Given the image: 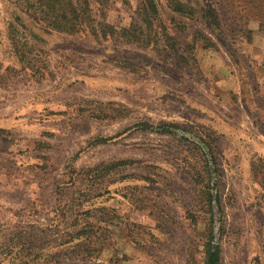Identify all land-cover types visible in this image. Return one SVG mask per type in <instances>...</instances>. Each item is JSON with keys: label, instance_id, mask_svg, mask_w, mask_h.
I'll list each match as a JSON object with an SVG mask.
<instances>
[{"label": "rangeland", "instance_id": "obj_1", "mask_svg": "<svg viewBox=\"0 0 264 264\" xmlns=\"http://www.w3.org/2000/svg\"><path fill=\"white\" fill-rule=\"evenodd\" d=\"M180 1L0 0V264H264V0Z\"/></svg>", "mask_w": 264, "mask_h": 264}, {"label": "trees", "instance_id": "obj_2", "mask_svg": "<svg viewBox=\"0 0 264 264\" xmlns=\"http://www.w3.org/2000/svg\"><path fill=\"white\" fill-rule=\"evenodd\" d=\"M81 4L76 5L73 0H38V5L41 6L43 15H45L51 25L57 30L76 32L89 27L92 33L98 36L100 29L98 28V25H93L92 23L91 10L88 8L87 2H82ZM184 6L185 5L180 0H176L175 4H172L175 12H184ZM142 11L143 24L136 20L116 30V28L110 24L101 23L103 29L100 31L104 36L108 33H119L121 37L126 38L127 40H138L144 34L143 26H150L152 23L150 21V15L157 11L153 0H145ZM210 17L213 25L216 28H219V23L214 12L210 14ZM93 231V225L88 224L83 225L80 228H74L71 235L72 237L83 241L89 239ZM213 237L211 236L206 244L204 264H220V249L217 240Z\"/></svg>", "mask_w": 264, "mask_h": 264}, {"label": "crops", "instance_id": "obj_3", "mask_svg": "<svg viewBox=\"0 0 264 264\" xmlns=\"http://www.w3.org/2000/svg\"><path fill=\"white\" fill-rule=\"evenodd\" d=\"M4 120V119H0V124H1V121ZM4 122V121H3ZM2 127V126H1Z\"/></svg>", "mask_w": 264, "mask_h": 264}]
</instances>
